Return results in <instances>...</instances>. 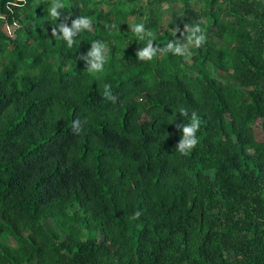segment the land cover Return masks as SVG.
Instances as JSON below:
<instances>
[{"label":"trees","instance_id":"trees-1","mask_svg":"<svg viewBox=\"0 0 264 264\" xmlns=\"http://www.w3.org/2000/svg\"><path fill=\"white\" fill-rule=\"evenodd\" d=\"M164 1L67 0L69 26L93 21L68 48L43 0H0V264H264V0H181L167 32ZM131 20L154 46L185 23L207 40L142 62ZM93 41L99 78L73 63ZM181 106L201 120L186 157Z\"/></svg>","mask_w":264,"mask_h":264},{"label":"clouds","instance_id":"clouds-1","mask_svg":"<svg viewBox=\"0 0 264 264\" xmlns=\"http://www.w3.org/2000/svg\"><path fill=\"white\" fill-rule=\"evenodd\" d=\"M47 8L45 9L48 17V21L53 25L51 29V38L57 40L61 39L66 43L68 48H71L76 43V37L82 32L93 30V21L87 16H78L75 19H71V25L69 26L68 20L71 16L62 15V10L67 6V0H50L45 2ZM109 31L116 29V24L106 26ZM131 32L136 38L141 41H147L145 47L141 48L135 53L136 59L142 62H148L155 59L158 55H174L184 58H190L192 56L193 48H200L207 40L205 30L200 26L199 22L195 24L183 25V30L179 28L175 29V33L179 32L180 39H172L163 47L154 46L153 32L145 27L143 23H136L131 27ZM176 36V35H175ZM108 46L102 41H93L86 53L75 57V61H83L86 67V71L93 77L99 78V74H102L105 70V65L109 61ZM104 99L109 100L115 104L118 101V97L112 93L111 84L103 85ZM176 113H179L180 117L189 118L188 123L177 124V130L181 133L179 142L175 146L176 152L181 156H188L196 148L199 143L197 133L201 128V120L195 112H192L189 117L188 110L181 106L177 112L172 113L170 117V124L175 123ZM82 131L81 121L74 119L72 122V132L75 135H79ZM142 213L136 211L130 217V220L136 221L140 218Z\"/></svg>","mask_w":264,"mask_h":264},{"label":"rangeland","instance_id":"rangeland-1","mask_svg":"<svg viewBox=\"0 0 264 264\" xmlns=\"http://www.w3.org/2000/svg\"><path fill=\"white\" fill-rule=\"evenodd\" d=\"M144 2H146V0H144ZM143 2V5L145 6V11H144V19L147 20L148 15H149V9H148V5L146 3ZM192 5L194 6H198L201 4V0H191ZM182 4L181 0H175L172 2L167 3L166 1L160 3L158 5L159 7V12H160V17H161V22H160V29L162 31H170L174 29V23L171 20V16L175 13L178 12L180 5ZM133 19V18H132ZM130 20V19H129ZM131 23V24H130ZM133 20H131L128 24L127 27H129L128 29L131 31V27L133 26ZM139 42H141V40H138ZM261 131L258 130L257 134H260ZM261 136V135H258Z\"/></svg>","mask_w":264,"mask_h":264}]
</instances>
